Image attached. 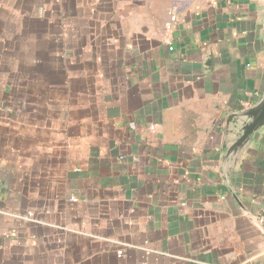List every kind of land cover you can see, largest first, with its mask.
I'll return each instance as SVG.
<instances>
[{
	"label": "crops",
	"instance_id": "0c3cea01",
	"mask_svg": "<svg viewBox=\"0 0 264 264\" xmlns=\"http://www.w3.org/2000/svg\"><path fill=\"white\" fill-rule=\"evenodd\" d=\"M261 4L0 0V264H264Z\"/></svg>",
	"mask_w": 264,
	"mask_h": 264
},
{
	"label": "water",
	"instance_id": "95a60500",
	"mask_svg": "<svg viewBox=\"0 0 264 264\" xmlns=\"http://www.w3.org/2000/svg\"><path fill=\"white\" fill-rule=\"evenodd\" d=\"M260 20L262 25L260 44L264 54V0ZM264 133V92L256 104L229 113L222 127L221 149L224 151L221 168L224 178L235 169L244 152Z\"/></svg>",
	"mask_w": 264,
	"mask_h": 264
},
{
	"label": "built area",
	"instance_id": "2783aa9c",
	"mask_svg": "<svg viewBox=\"0 0 264 264\" xmlns=\"http://www.w3.org/2000/svg\"><path fill=\"white\" fill-rule=\"evenodd\" d=\"M24 220L26 221H30V222H35L38 223L31 214H29L26 217H23ZM257 224L259 225V227H261L264 230V208L261 209L258 217H257ZM123 255V252L121 250H119L116 254L117 258H121Z\"/></svg>",
	"mask_w": 264,
	"mask_h": 264
}]
</instances>
